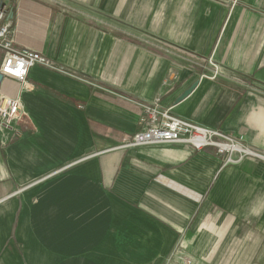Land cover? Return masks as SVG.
Instances as JSON below:
<instances>
[{
	"label": "crops",
	"instance_id": "crops-1",
	"mask_svg": "<svg viewBox=\"0 0 264 264\" xmlns=\"http://www.w3.org/2000/svg\"><path fill=\"white\" fill-rule=\"evenodd\" d=\"M11 12L16 45L57 69L30 70L24 132L0 136V264H264V160L121 146L159 100L264 152V0H11ZM211 57L224 77L201 78Z\"/></svg>",
	"mask_w": 264,
	"mask_h": 264
},
{
	"label": "built area",
	"instance_id": "built-area-1",
	"mask_svg": "<svg viewBox=\"0 0 264 264\" xmlns=\"http://www.w3.org/2000/svg\"><path fill=\"white\" fill-rule=\"evenodd\" d=\"M14 20L11 4L0 0V74L4 76L0 85V136L4 143H11L21 137L24 129L26 111L22 94L29 88L28 77L35 66L57 69L55 62L46 54L16 45L14 38ZM211 68L201 78L217 79L224 77L221 64L213 57L209 58ZM6 79L17 84L15 95L4 90ZM148 126L136 132L121 146L136 148L150 145L186 144L198 151L211 147L223 157L227 164H242L245 160L256 158L264 160V152L247 142L243 134L224 132L218 128L199 124L187 117L175 114L171 108L162 106L156 100L146 106ZM6 134L11 135L8 139ZM5 199L0 198V205Z\"/></svg>",
	"mask_w": 264,
	"mask_h": 264
},
{
	"label": "water",
	"instance_id": "water-1",
	"mask_svg": "<svg viewBox=\"0 0 264 264\" xmlns=\"http://www.w3.org/2000/svg\"><path fill=\"white\" fill-rule=\"evenodd\" d=\"M3 78H4V76H3L2 74H0V85H1V83L3 82ZM194 87H195V86L191 87L188 91H186L180 99H183L184 97H186V96L192 91V89H193Z\"/></svg>",
	"mask_w": 264,
	"mask_h": 264
},
{
	"label": "rangeland",
	"instance_id": "rangeland-1",
	"mask_svg": "<svg viewBox=\"0 0 264 264\" xmlns=\"http://www.w3.org/2000/svg\"><path fill=\"white\" fill-rule=\"evenodd\" d=\"M10 4H11V0H9Z\"/></svg>",
	"mask_w": 264,
	"mask_h": 264
}]
</instances>
